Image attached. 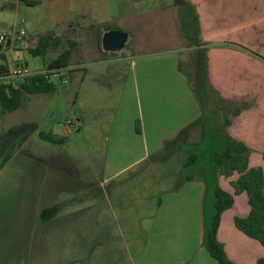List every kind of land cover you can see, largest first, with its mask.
Wrapping results in <instances>:
<instances>
[{
	"label": "rangeland",
	"instance_id": "obj_1",
	"mask_svg": "<svg viewBox=\"0 0 264 264\" xmlns=\"http://www.w3.org/2000/svg\"><path fill=\"white\" fill-rule=\"evenodd\" d=\"M32 1L0 0V31L11 34L12 44L19 47L0 58V64L25 61L31 70L37 57L29 50L47 33L76 41V49L61 70L66 81L54 80L55 90L23 95L11 112L0 106V264H130L154 199L174 185L186 153L194 149L201 157L188 172L207 180L210 220L211 152L220 140L206 138L193 149L202 133L200 124L197 136L181 150L100 183L108 127L100 121L112 116L130 57L177 50L180 61L187 63L194 52L185 33L191 18L184 0ZM105 28L124 30L128 39L121 50L101 60L97 39ZM20 29L25 33L15 41ZM64 47L65 40L47 52L45 61ZM76 117L84 122L79 129L70 124ZM65 122L70 131L63 142L39 137L40 131L58 135ZM53 204L60 205L58 212L41 218V210Z\"/></svg>",
	"mask_w": 264,
	"mask_h": 264
},
{
	"label": "crops",
	"instance_id": "obj_2",
	"mask_svg": "<svg viewBox=\"0 0 264 264\" xmlns=\"http://www.w3.org/2000/svg\"><path fill=\"white\" fill-rule=\"evenodd\" d=\"M190 2L198 15L200 39L208 47L211 86L223 98L249 103L237 115H230L227 132L250 148L249 165L260 166L264 175V0ZM12 43L11 38L0 50L4 58L19 48ZM180 57L177 50L130 57L112 116L100 121L101 126H108L103 137L106 156L101 185L152 163L147 162L148 156L160 153L165 141L174 139L184 128L180 150L189 138L197 136L201 109L189 77L179 68ZM37 58L33 71L46 67L45 59ZM12 66L1 63L0 73ZM136 122L140 132H136ZM71 123L78 129L84 124L80 117ZM70 124L65 122L54 135L64 138ZM236 177L220 176L218 183L233 192L230 181ZM206 195L201 176L182 180L180 173L174 185L154 199L141 238L136 235L141 244L129 255L130 264H218L203 245L204 220L211 215L206 213ZM248 212L246 193L234 195L233 204L221 215L217 238L235 263L259 264L258 260H263L264 264V246L239 231L233 222L234 216L243 217Z\"/></svg>",
	"mask_w": 264,
	"mask_h": 264
},
{
	"label": "trees",
	"instance_id": "obj_3",
	"mask_svg": "<svg viewBox=\"0 0 264 264\" xmlns=\"http://www.w3.org/2000/svg\"><path fill=\"white\" fill-rule=\"evenodd\" d=\"M28 3H35L32 0H25ZM185 7L190 20V26L185 31L192 41L190 47H194V52L187 63L179 62V68L183 70L189 77L191 88L199 103L201 114L196 123L202 127L200 139L194 144V148L204 143L206 138L215 141L220 140V147L212 150L215 170L213 173V215L210 220H204L203 245L209 254L218 262V264H237L231 260L224 248L222 242L217 238V230L221 220L223 211L230 208L234 201V195L245 192L249 204V212L246 216H234L233 222L235 227L246 236L257 240L264 246V175L260 166L249 165L250 148L244 143L233 139L227 132L230 124V115H237L244 107L248 106V102H235L223 98L210 84L207 77V49L206 43L199 37V19L190 0H184ZM107 29V28H105ZM102 34V33H101ZM101 34L97 39L98 48L102 54V58L108 55V52L101 50ZM67 42V47L55 57L46 60V69L67 68L70 59L76 49V41L70 38H63L54 33H47L40 36L35 46L30 48L31 55L44 58L47 52L62 45L63 41ZM0 58L4 59V55L0 54ZM1 68V67H0ZM57 83L54 80L45 78V74H35L20 81L17 88L8 85L0 87V106L3 112H11L20 106L23 95H31L37 93H49L55 90ZM136 132H140L139 123L135 124ZM184 128L178 135L169 141H165L163 150L155 153L147 158V162L158 161L166 158L172 153L178 151L181 147L180 138L184 133ZM39 137L53 143H61L64 138L57 137L51 132L40 131ZM214 143V142H213ZM154 156V157H153ZM201 154L195 149L188 151L183 161V171L181 172L182 180L191 179L196 174L188 172L195 163L200 160ZM234 173L237 174L236 179L231 180L230 184L233 192L223 189L218 183V177H230ZM201 176V175H199ZM208 188L207 180L201 176ZM59 204H53L41 210L40 217L48 220L51 219L59 210ZM259 264H263V260H258Z\"/></svg>",
	"mask_w": 264,
	"mask_h": 264
},
{
	"label": "built area",
	"instance_id": "obj_4",
	"mask_svg": "<svg viewBox=\"0 0 264 264\" xmlns=\"http://www.w3.org/2000/svg\"><path fill=\"white\" fill-rule=\"evenodd\" d=\"M24 33V30L20 29L18 32H16V36L14 37V39H21ZM10 39L11 34L5 31H0V50ZM62 69L63 68H52L47 70L45 67L42 70L33 71L29 69L28 65L24 61H17L8 70H5L0 73V87L2 85H8L12 88H17L19 86L20 81H22L23 79L41 73L45 74V78L65 82L66 78L61 73ZM72 128H76V126L73 124Z\"/></svg>",
	"mask_w": 264,
	"mask_h": 264
},
{
	"label": "water",
	"instance_id": "obj_5",
	"mask_svg": "<svg viewBox=\"0 0 264 264\" xmlns=\"http://www.w3.org/2000/svg\"><path fill=\"white\" fill-rule=\"evenodd\" d=\"M128 39V33L117 28H107L101 35V50L117 52L121 50Z\"/></svg>",
	"mask_w": 264,
	"mask_h": 264
}]
</instances>
